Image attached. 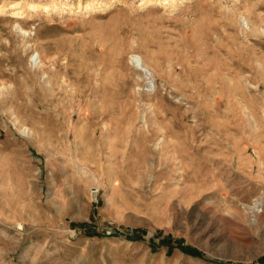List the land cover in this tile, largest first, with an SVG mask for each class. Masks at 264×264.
Wrapping results in <instances>:
<instances>
[{
	"label": "rangeland",
	"instance_id": "374dc122",
	"mask_svg": "<svg viewBox=\"0 0 264 264\" xmlns=\"http://www.w3.org/2000/svg\"><path fill=\"white\" fill-rule=\"evenodd\" d=\"M0 264H264V0H0Z\"/></svg>",
	"mask_w": 264,
	"mask_h": 264
},
{
	"label": "trees",
	"instance_id": "16d2710c",
	"mask_svg": "<svg viewBox=\"0 0 264 264\" xmlns=\"http://www.w3.org/2000/svg\"><path fill=\"white\" fill-rule=\"evenodd\" d=\"M188 253L195 254L194 252H190V251H188Z\"/></svg>",
	"mask_w": 264,
	"mask_h": 264
},
{
	"label": "bare ground",
	"instance_id": "6f19581e",
	"mask_svg": "<svg viewBox=\"0 0 264 264\" xmlns=\"http://www.w3.org/2000/svg\"><path fill=\"white\" fill-rule=\"evenodd\" d=\"M137 63H139V61H137ZM141 63V62H140Z\"/></svg>",
	"mask_w": 264,
	"mask_h": 264
}]
</instances>
